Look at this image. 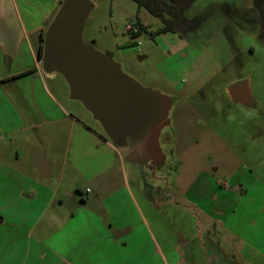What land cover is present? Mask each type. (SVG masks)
Instances as JSON below:
<instances>
[{
	"label": "rangeland",
	"instance_id": "obj_1",
	"mask_svg": "<svg viewBox=\"0 0 264 264\" xmlns=\"http://www.w3.org/2000/svg\"><path fill=\"white\" fill-rule=\"evenodd\" d=\"M39 1L41 19L48 2ZM88 1L84 42L161 102L147 128H134L118 114L92 112L54 72L50 88L78 121L38 129L45 142L37 151L49 146L50 180L66 203L61 218L77 213L73 222L87 225L84 234L100 238L91 243L103 264L114 255L116 264H200L210 254L224 264H264V0H195L185 12L190 27L155 38L127 30L138 20L153 32L163 27L135 1ZM240 82L248 89L236 95ZM61 218L58 237L69 232ZM124 228L132 232L110 241ZM120 240L128 244L114 243Z\"/></svg>",
	"mask_w": 264,
	"mask_h": 264
},
{
	"label": "crops",
	"instance_id": "obj_2",
	"mask_svg": "<svg viewBox=\"0 0 264 264\" xmlns=\"http://www.w3.org/2000/svg\"><path fill=\"white\" fill-rule=\"evenodd\" d=\"M41 1L48 2V10L38 19L34 10L39 0H0V264H103L99 246L91 243L100 238L84 234H89L87 225L73 222L77 213L61 218L66 203L61 185L50 180L56 173L53 155L47 152L49 146L40 154L37 151L40 142H45L38 129L78 122L59 101L61 92L57 95L50 88L58 76L47 74L38 56L41 31L46 24L50 26L65 0ZM42 95L46 105L40 100ZM25 131L22 139L5 140L7 134ZM26 148L36 153L23 156ZM59 162L57 173H63L68 157ZM85 204L81 208L87 209ZM59 218L74 232L58 237L55 222ZM113 237L110 241L119 240ZM57 240L62 243L55 245ZM210 256L202 257L200 264H224ZM117 259L114 255L107 263L116 264Z\"/></svg>",
	"mask_w": 264,
	"mask_h": 264
},
{
	"label": "water",
	"instance_id": "obj_3",
	"mask_svg": "<svg viewBox=\"0 0 264 264\" xmlns=\"http://www.w3.org/2000/svg\"><path fill=\"white\" fill-rule=\"evenodd\" d=\"M90 12L88 0L63 2L44 36L43 70L64 75L72 96L82 100L92 112L104 116L118 114L134 128H147L148 113L153 104L161 102L159 94L124 74L110 55L84 42L83 30ZM247 89V84L240 82L232 87V92L241 95ZM120 116L115 118L122 120ZM43 171L47 173L46 166ZM130 231L124 228L116 231L115 236L120 238Z\"/></svg>",
	"mask_w": 264,
	"mask_h": 264
},
{
	"label": "trees",
	"instance_id": "obj_4",
	"mask_svg": "<svg viewBox=\"0 0 264 264\" xmlns=\"http://www.w3.org/2000/svg\"><path fill=\"white\" fill-rule=\"evenodd\" d=\"M137 3L139 12L145 11L149 15L162 20L163 27L151 31L139 20L134 24L139 27L138 33H131L134 38L147 33L151 37L167 33H181L190 27L191 23L186 19L185 12L195 0H133ZM43 41V38H42ZM39 47L38 56L41 60L44 52V41Z\"/></svg>",
	"mask_w": 264,
	"mask_h": 264
},
{
	"label": "built area",
	"instance_id": "obj_5",
	"mask_svg": "<svg viewBox=\"0 0 264 264\" xmlns=\"http://www.w3.org/2000/svg\"><path fill=\"white\" fill-rule=\"evenodd\" d=\"M127 30L129 31V33H138L139 32V27L136 26L134 23L133 24H130L128 27H127Z\"/></svg>",
	"mask_w": 264,
	"mask_h": 264
}]
</instances>
